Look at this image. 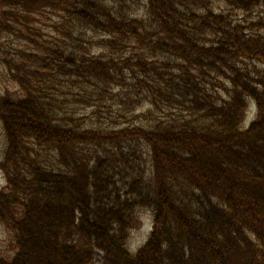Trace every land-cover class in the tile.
Instances as JSON below:
<instances>
[{"label":"trees","instance_id":"obj_1","mask_svg":"<svg viewBox=\"0 0 264 264\" xmlns=\"http://www.w3.org/2000/svg\"><path fill=\"white\" fill-rule=\"evenodd\" d=\"M263 4L0 0V264H264Z\"/></svg>","mask_w":264,"mask_h":264},{"label":"rangeland","instance_id":"obj_2","mask_svg":"<svg viewBox=\"0 0 264 264\" xmlns=\"http://www.w3.org/2000/svg\"><path fill=\"white\" fill-rule=\"evenodd\" d=\"M132 0H128V2L130 3ZM215 5H219L217 3H215ZM223 9L228 10V9H232L235 14H236V18L244 21V19H247V21L249 23H253L256 21H259L261 18L264 19V4L259 8V10H257L255 13H253L250 16H247V14H245L243 11L237 10L236 8H234L233 6H223ZM1 20V18H0ZM252 29H255V27H252ZM7 93H9L8 95H12L15 98L18 99V97H22V91L21 88H19V86L10 79L8 73L5 71V69L3 68L2 64H0V97L6 95ZM121 94L123 95V92H121ZM18 97H16V96ZM121 109V107L119 108ZM118 110H115V108H113L111 110V113L113 115H115L117 113ZM144 111H146L144 109ZM108 110H107V115H108ZM121 113V110H120ZM135 115L137 116V118H135L133 120L134 123L139 124L143 122V118L140 117L141 116V111H138L135 113ZM160 118L163 120L165 117L162 115H160ZM133 119V116H131L130 114H128L127 116H115L113 118V122H107V125L110 126H127V125H131V121ZM4 132L0 123V162L3 160V152H4V147H5V140H4ZM143 150V158L145 159V168H148L147 166V156H146V147L143 145L142 149H141V153ZM6 185V181L4 178V174L0 169V187H5ZM142 227L133 231L132 235H131V244L130 246L133 249H137L139 247H141L145 241L147 240L151 228H152V223H153V218L151 213H142ZM12 251V247L10 245V234L6 232L5 228L3 226L0 225V253L2 254H8ZM103 254L100 252H96L95 253V262L96 264H103Z\"/></svg>","mask_w":264,"mask_h":264}]
</instances>
